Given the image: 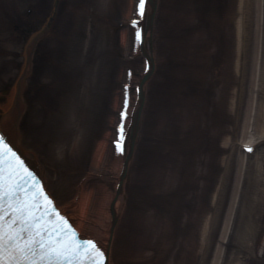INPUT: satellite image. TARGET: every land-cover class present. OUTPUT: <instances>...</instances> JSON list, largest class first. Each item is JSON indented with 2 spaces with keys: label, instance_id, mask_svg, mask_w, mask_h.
Returning <instances> with one entry per match:
<instances>
[{
  "label": "rangeland",
  "instance_id": "obj_1",
  "mask_svg": "<svg viewBox=\"0 0 264 264\" xmlns=\"http://www.w3.org/2000/svg\"><path fill=\"white\" fill-rule=\"evenodd\" d=\"M53 1L0 0V105L33 32L52 23L32 51L19 126L48 187L70 206L90 170L97 174L87 190L116 191L109 148L127 87L130 110L140 105L145 58H130L138 0H57L56 10ZM156 3L148 25L143 20L156 67L144 83L126 202L118 207L124 257L129 264H264V147L255 158L244 145L248 114L264 127V0Z\"/></svg>",
  "mask_w": 264,
  "mask_h": 264
},
{
  "label": "snow or ice",
  "instance_id": "obj_2",
  "mask_svg": "<svg viewBox=\"0 0 264 264\" xmlns=\"http://www.w3.org/2000/svg\"><path fill=\"white\" fill-rule=\"evenodd\" d=\"M148 2L139 0L140 17ZM133 23L142 40L143 30L138 21ZM127 115L125 109L123 117ZM11 132V122L0 119V264H104L102 247L95 239L82 238L59 212L40 178L9 143ZM119 132L122 141L123 124Z\"/></svg>",
  "mask_w": 264,
  "mask_h": 264
},
{
  "label": "bare ground",
  "instance_id": "obj_3",
  "mask_svg": "<svg viewBox=\"0 0 264 264\" xmlns=\"http://www.w3.org/2000/svg\"><path fill=\"white\" fill-rule=\"evenodd\" d=\"M151 3L154 5V3H156L155 0H149V2L146 4L147 6L145 7V14L147 15L148 12L150 11L151 7ZM246 3V0H245ZM241 4H244L241 3ZM135 5V3H134ZM139 5V3H138ZM58 6V4L56 5ZM156 5H154L155 7ZM244 6V5H243ZM244 16L246 18L247 14L248 16L251 14L249 12H246L248 10V8H246L244 6ZM153 14V13H152ZM138 18L137 20L140 21L141 27L144 25L146 26L147 22V17H140L139 14L137 15ZM142 18L144 19V22H146V24L142 21ZM149 18V17H148ZM250 18V17H249ZM240 21L243 23L244 20L243 18L240 19ZM148 25V24H147ZM259 25V24H258ZM243 27H245L243 25ZM258 27V26H257ZM148 29L150 30V25L148 26ZM244 33V35L246 34L244 32V29H240V33ZM136 29H134V35L133 33L132 36L138 37V31L135 32ZM147 34V33H146ZM246 36H244L243 38H245ZM34 38V37H33ZM32 38V39H33ZM242 40L240 37V42H242ZM145 42L146 39L143 41V47H139L136 49V51L134 52V54H132L130 56V58H136L138 57L140 54L144 55V58L146 59H150L151 61L149 63H152L151 68L149 71L146 72L145 70V66L148 65L144 63V69H143V74L141 76V79L146 82L147 78L150 77L151 75L154 74L155 72V67H156V61L154 58V55H151L150 53L147 52V49L145 47ZM129 58V59H130ZM33 60H31L29 63H23L21 65V68L19 70V72L17 73L16 76V84L13 85V89L12 91L6 93L5 95V101L4 103H1V107L3 109H1L0 107V119L3 120H7L11 122V128H12V132H11V136L10 139L16 144L18 145L22 150H24L25 154L27 155V151L23 148L22 145V135L20 133L19 130H17L16 128V120L18 119V114H22V111L24 110L26 112V107L27 103H26V97L23 95L22 90L23 87H21L19 85V78L18 76H21L22 73L24 74V80L25 82L28 81L29 77L31 76V74H33ZM24 68V69H23ZM134 70V69H133ZM147 77V78H146ZM21 90V91H20ZM144 92V91H143ZM142 96L144 97L142 99V103L144 104V99H145V93H142ZM75 101H71L70 102V106H68L67 108V112H74L75 110ZM142 104V107H143ZM234 104V103H233ZM130 107H128L127 112L128 115L125 118V138L120 141V137L116 136L115 138V133L112 136L113 139L115 138L116 143L113 145L111 144V140H110V157H111V168L114 171V176L116 178V191L114 193H112L108 188L105 187V185L101 186V194L98 195V191L93 188L90 191L87 190V185L86 182L87 180L90 179V175H96L97 172L90 170V172H88L87 174L84 175V177H82L81 181L79 184L76 185V192L74 194L73 197V204L70 206L71 209H76L78 208L80 210V212L78 214H76L75 212H72L69 214V217L72 220H77L78 218L81 217V222L77 225L80 229V231L82 232H86L85 230V225L83 223V220L86 217H90L89 219L91 222V225H89V229H91L90 233H88V236H94L97 241L99 242V244L101 245V247L104 249L105 253L107 254V264H129V260L128 258L124 257L125 255L127 256V251L125 249V245L120 243V236L122 234V227L119 226V220H120V216H119V208L118 207H123L126 200H125V196L123 195V191H124V186L126 184V180L130 171V165L132 164L133 161V152H134V148H135V141H136V137L138 135V128L139 125L141 124L140 120H136L135 121V117L136 115H138L139 110L141 111L140 108H138L137 111L132 112L130 109ZM28 109V108H27ZM134 113V114H133ZM248 114V113H247ZM62 114L59 115V118H55L52 120V122L56 123L57 121H59V123L61 122V116ZM251 116V115H250ZM251 116L249 118V114L247 115L246 119L248 122V128H246L245 130L247 131L246 134V138L244 139L246 141V143L244 144L245 146H247V152H250L251 155H254L255 158L260 157V153H261V149H263L264 147V140L263 141H247V136H249V134L253 137L254 135H260V136H264V127L260 128L259 126H256V119ZM249 118V119H248ZM45 119L43 120L44 123ZM34 123V122H32ZM58 123V122H57ZM251 129H253L254 131H252ZM127 133V134H126ZM32 138L33 135L31 136ZM111 137V138H112ZM264 139V138H263ZM113 141V140H112ZM120 141V143L123 146V151H120V147L118 146L117 142ZM114 143V142H113ZM249 149H251V151H249ZM29 154V153H28ZM60 158H62V155H59ZM35 164L34 166L37 167V163H33ZM38 168V167H37ZM46 187V186H45ZM47 189V188H46ZM98 189V188H97ZM97 194V196L95 197V195ZM92 201L95 202V206H96V211H91V207H92ZM69 205H64L62 206V210L65 211L67 207H70ZM72 211V210H70ZM80 214V215H79ZM123 239H125V237L123 236ZM120 253L121 257L116 258L117 254ZM117 259V260H116ZM213 264H217L213 262Z\"/></svg>",
  "mask_w": 264,
  "mask_h": 264
}]
</instances>
